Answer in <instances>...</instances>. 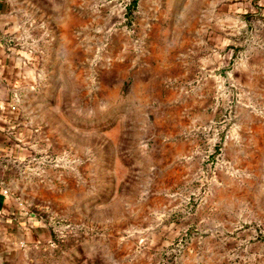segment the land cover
Here are the masks:
<instances>
[{"label":"rangeland","instance_id":"rangeland-1","mask_svg":"<svg viewBox=\"0 0 264 264\" xmlns=\"http://www.w3.org/2000/svg\"><path fill=\"white\" fill-rule=\"evenodd\" d=\"M8 1L11 264H264L262 8Z\"/></svg>","mask_w":264,"mask_h":264},{"label":"crops","instance_id":"crops-1","mask_svg":"<svg viewBox=\"0 0 264 264\" xmlns=\"http://www.w3.org/2000/svg\"><path fill=\"white\" fill-rule=\"evenodd\" d=\"M215 1L229 2L236 9L261 7L264 12V0ZM8 6V0H0V264H11V253L16 247L41 239L37 234L41 225L34 224L26 212L13 204L9 192L11 152L15 147L12 139L17 134V95L26 81L21 57L3 26L4 18L9 15Z\"/></svg>","mask_w":264,"mask_h":264}]
</instances>
